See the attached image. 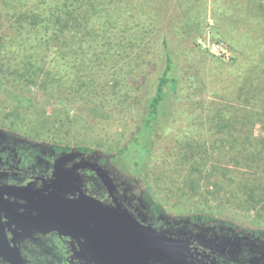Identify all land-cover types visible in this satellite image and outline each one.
I'll return each mask as SVG.
<instances>
[{
    "label": "rangeland",
    "instance_id": "rangeland-1",
    "mask_svg": "<svg viewBox=\"0 0 264 264\" xmlns=\"http://www.w3.org/2000/svg\"><path fill=\"white\" fill-rule=\"evenodd\" d=\"M13 1L0 0V12ZM94 2L78 9L82 25L39 45L1 16L0 70L32 105L0 90V140L14 139L26 161L52 160L54 146H86L105 166L101 159L122 147L153 91L165 39L180 79L167 125L143 181L111 176L122 200L155 228L210 241L217 231L241 260L245 245L264 243V0ZM95 105L110 116L89 114ZM241 115L242 134L259 141L256 154L247 136L231 148L233 137L219 127ZM251 157L258 165H247Z\"/></svg>",
    "mask_w": 264,
    "mask_h": 264
},
{
    "label": "flooded vegetation",
    "instance_id": "flooded-vegetation-1",
    "mask_svg": "<svg viewBox=\"0 0 264 264\" xmlns=\"http://www.w3.org/2000/svg\"><path fill=\"white\" fill-rule=\"evenodd\" d=\"M2 138L0 264H264V243L245 245L237 260L217 231L210 241L185 228H155L122 200L114 176L110 189L97 167L75 168L87 152L78 150L57 170L55 161L66 152L53 149L52 160L26 161L14 139ZM85 198L103 208L92 220Z\"/></svg>",
    "mask_w": 264,
    "mask_h": 264
},
{
    "label": "trees",
    "instance_id": "trees-1",
    "mask_svg": "<svg viewBox=\"0 0 264 264\" xmlns=\"http://www.w3.org/2000/svg\"><path fill=\"white\" fill-rule=\"evenodd\" d=\"M94 6L95 0H14L8 3L9 7L6 12H0V38L4 36V28L2 26L1 16H5V24L9 28L22 30L31 42L39 45L52 39H64L67 29L75 27L73 24L82 25L76 19L77 11L82 3ZM188 41V40H187ZM186 41V42H187ZM177 56L175 50L167 42L162 41V58L159 65L158 75L153 86V91L148 96L144 109L140 113L139 118L135 122L134 128L129 134L121 148L111 152L101 159L110 173L125 180L140 182L146 178L147 167L153 157L158 136H162V132L167 125L168 111L166 112L168 102L171 97L175 96L178 91L180 79L177 74ZM0 90L8 91L12 100L18 104L28 103L32 105V99L26 95H20L17 89L9 85V81L0 70ZM88 113L94 117L107 118L111 111L100 107L89 106ZM225 117L224 122H219V127L227 131L226 136H232V140H228V145L232 148H240L243 142L238 140V136L251 137L252 135L242 134L244 126L247 125L245 118ZM250 145L258 152L257 143L250 138ZM225 140H222L224 143ZM240 141V142H239ZM54 151L69 152L70 147L54 146ZM77 150L91 154L92 149L86 146H79ZM252 154V155H254ZM248 166H256L254 157L247 159ZM207 219L206 216H194V218Z\"/></svg>",
    "mask_w": 264,
    "mask_h": 264
},
{
    "label": "water",
    "instance_id": "water-1",
    "mask_svg": "<svg viewBox=\"0 0 264 264\" xmlns=\"http://www.w3.org/2000/svg\"><path fill=\"white\" fill-rule=\"evenodd\" d=\"M79 153L80 152L78 150L72 149L71 151L66 152V153H63L62 155L58 156V158L55 161V163H56L55 164L56 165L55 166L56 169L58 170V167H59V165L62 162L74 158V156H76ZM92 159H93V155L92 154H88L87 157L84 159L85 161L82 162V163L79 162L75 166V168L84 167V166H91V167L92 166H95V167H97V169L100 171L101 175H104L105 176V182L109 186V188L111 189V185H110V182H112L111 173L101 163L100 164L99 163H95V162L89 163V161H91ZM68 183H69V179H67V182H63V186L66 185V184H68ZM85 199H86V201H85L86 203L85 204L89 208L87 211H85L86 218H90V220H92V219L95 218L94 214L99 212L98 208H101V209H103V208H102V206L97 201H94L93 199H88V198H85ZM68 203H70V202L69 201H60L58 199V204L59 205H62L64 207H66ZM41 212H42V214H44V210H42ZM62 213L64 214L66 212H62ZM106 223H109V222L106 221ZM110 227H111V225H110ZM106 228H108V226ZM121 237H123V236L121 235Z\"/></svg>",
    "mask_w": 264,
    "mask_h": 264
}]
</instances>
